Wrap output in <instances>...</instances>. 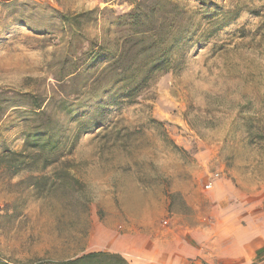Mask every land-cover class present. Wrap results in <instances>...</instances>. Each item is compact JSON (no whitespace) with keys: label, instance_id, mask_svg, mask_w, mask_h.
<instances>
[{"label":"rangeland","instance_id":"obj_1","mask_svg":"<svg viewBox=\"0 0 264 264\" xmlns=\"http://www.w3.org/2000/svg\"><path fill=\"white\" fill-rule=\"evenodd\" d=\"M170 1L197 29L169 71L79 131L71 115L90 101L76 108L75 86L56 80L71 52L61 16L85 13L82 47L116 49L131 0H0V154L21 152L32 124L13 107L22 104L7 108L10 93L43 101L63 137L59 160L42 171L0 165L1 260L61 261L115 237L146 243L186 231L210 243L219 205L242 224L264 218V0ZM207 11L228 21L217 29Z\"/></svg>","mask_w":264,"mask_h":264},{"label":"trees","instance_id":"obj_2","mask_svg":"<svg viewBox=\"0 0 264 264\" xmlns=\"http://www.w3.org/2000/svg\"><path fill=\"white\" fill-rule=\"evenodd\" d=\"M131 4V11L117 17L121 40L116 49H111L107 42L96 44L88 40L87 46L82 47L77 28L85 13L61 16V23L68 29L67 45L71 52L56 80L68 77L67 82L75 86L72 94L76 96V108L83 107L82 99L90 101L81 115H71L79 131L99 124L98 114L105 105L131 100L155 73L169 71L171 54L183 48L197 29L193 16L170 0H131ZM209 16L214 18L209 20L217 29L228 21L224 15L213 16L210 12ZM219 20H223L221 25L217 23ZM100 59H105V66L91 71ZM5 100L9 102L7 108L11 102L22 104L13 107H23L21 113L30 117L32 124L24 132V149L21 152L4 150L0 165L13 169V173L32 171L38 166L42 171L52 166L60 158L63 140L58 120L33 95L10 93ZM0 264L13 263L0 259ZM21 264L129 263L119 254L97 251L61 261L36 260Z\"/></svg>","mask_w":264,"mask_h":264},{"label":"crops","instance_id":"obj_3","mask_svg":"<svg viewBox=\"0 0 264 264\" xmlns=\"http://www.w3.org/2000/svg\"><path fill=\"white\" fill-rule=\"evenodd\" d=\"M223 199L216 196L217 206ZM217 209L222 211V217L212 225L210 243L205 235L186 231L146 243L115 237L104 248L85 253H116L129 264H264V218L251 221L244 217L242 224L240 218L230 217L229 204L226 207L219 205Z\"/></svg>","mask_w":264,"mask_h":264},{"label":"built area","instance_id":"obj_4","mask_svg":"<svg viewBox=\"0 0 264 264\" xmlns=\"http://www.w3.org/2000/svg\"><path fill=\"white\" fill-rule=\"evenodd\" d=\"M212 188V183L211 182H209V183H207L206 185H205V189H211Z\"/></svg>","mask_w":264,"mask_h":264}]
</instances>
